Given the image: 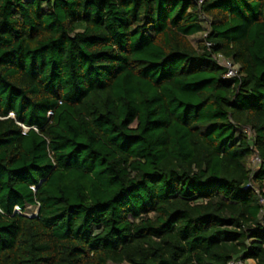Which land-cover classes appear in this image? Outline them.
<instances>
[{"label":"trees","instance_id":"trees-1","mask_svg":"<svg viewBox=\"0 0 264 264\" xmlns=\"http://www.w3.org/2000/svg\"><path fill=\"white\" fill-rule=\"evenodd\" d=\"M232 260L264 264V0H0V264Z\"/></svg>","mask_w":264,"mask_h":264},{"label":"built area","instance_id":"built-area-1","mask_svg":"<svg viewBox=\"0 0 264 264\" xmlns=\"http://www.w3.org/2000/svg\"><path fill=\"white\" fill-rule=\"evenodd\" d=\"M193 1H196L198 4H201L204 0H193ZM199 21L201 22L202 25L207 26V19L204 15L199 16ZM201 36H202L203 44L209 49L211 47L212 43L209 40H207V32L201 33ZM213 59L216 60V62L225 69V73H224L225 77H228V78L239 77L238 69L232 63L231 60L225 58L222 54H214ZM22 127L24 130L27 129L25 126H22ZM248 134L249 135L251 134L249 130H248ZM259 161L260 160H259L258 156L255 155L252 157L251 162L253 164L257 165L259 163ZM14 211L16 213L25 214L27 216H36L37 215V211L28 214L25 211L24 212L20 211L17 206H14ZM246 262H243L240 260H232V261L228 262L227 264H247Z\"/></svg>","mask_w":264,"mask_h":264},{"label":"rangeland","instance_id":"rangeland-1","mask_svg":"<svg viewBox=\"0 0 264 264\" xmlns=\"http://www.w3.org/2000/svg\"><path fill=\"white\" fill-rule=\"evenodd\" d=\"M202 36L201 34H197V35H194L193 37H191V41L192 43L194 44H197L200 40H201ZM252 160V159H251ZM250 165L252 168H256L257 166L255 164H253L252 162H250ZM34 211H37V205H32V206H26V210L25 212L30 214V213H33ZM247 264H251L250 262H246ZM122 264H127L126 262L122 263Z\"/></svg>","mask_w":264,"mask_h":264},{"label":"crops","instance_id":"crops-1","mask_svg":"<svg viewBox=\"0 0 264 264\" xmlns=\"http://www.w3.org/2000/svg\"><path fill=\"white\" fill-rule=\"evenodd\" d=\"M248 262H250L251 264H255L254 261H252V260H248Z\"/></svg>","mask_w":264,"mask_h":264},{"label":"bare ground","instance_id":"bare-ground-1","mask_svg":"<svg viewBox=\"0 0 264 264\" xmlns=\"http://www.w3.org/2000/svg\"><path fill=\"white\" fill-rule=\"evenodd\" d=\"M35 212V211H34Z\"/></svg>","mask_w":264,"mask_h":264}]
</instances>
